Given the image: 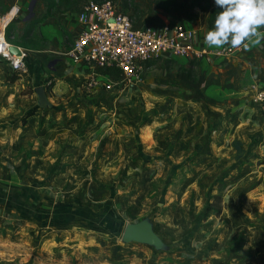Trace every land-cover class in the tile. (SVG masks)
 <instances>
[{
    "label": "rangeland",
    "instance_id": "obj_1",
    "mask_svg": "<svg viewBox=\"0 0 264 264\" xmlns=\"http://www.w3.org/2000/svg\"><path fill=\"white\" fill-rule=\"evenodd\" d=\"M1 1L0 21L18 9L9 40L28 48L29 72L0 61V264H264V116L251 89L264 87V27L231 56L160 60L129 83L75 68L60 14L47 42L25 29L33 0ZM92 1L59 7L72 20ZM112 1L138 26L183 24L209 47L208 11ZM143 221L163 251L122 241Z\"/></svg>",
    "mask_w": 264,
    "mask_h": 264
},
{
    "label": "built area",
    "instance_id": "obj_2",
    "mask_svg": "<svg viewBox=\"0 0 264 264\" xmlns=\"http://www.w3.org/2000/svg\"><path fill=\"white\" fill-rule=\"evenodd\" d=\"M17 15L18 9L14 19ZM78 22L81 30L64 56L73 65L89 70H118L129 83L141 82L151 65L160 60L180 58L211 62L213 58L235 53L230 47L201 46L198 31L183 24L138 26L131 17L120 12L112 0L92 1L81 7ZM7 28L0 29V61L11 74L22 76L29 72L27 54L7 39ZM13 46L18 48L19 54L11 52ZM251 89L252 101L264 116V87L256 84Z\"/></svg>",
    "mask_w": 264,
    "mask_h": 264
},
{
    "label": "clouds",
    "instance_id": "obj_3",
    "mask_svg": "<svg viewBox=\"0 0 264 264\" xmlns=\"http://www.w3.org/2000/svg\"><path fill=\"white\" fill-rule=\"evenodd\" d=\"M214 4L222 11L215 16L214 29L205 35L208 46L235 49L259 42V30L264 27V0H214Z\"/></svg>",
    "mask_w": 264,
    "mask_h": 264
},
{
    "label": "trees",
    "instance_id": "obj_4",
    "mask_svg": "<svg viewBox=\"0 0 264 264\" xmlns=\"http://www.w3.org/2000/svg\"><path fill=\"white\" fill-rule=\"evenodd\" d=\"M103 1V0H102ZM2 1L0 0V3ZM46 2L47 4V8H48V11H47V14L43 17V19L37 21L38 24L42 23L43 20H45L46 18H48L49 16H51V10L54 9V7L56 6L57 2L59 3V5H62V6H66L68 8L70 7H74L78 4L77 0H44V3ZM155 3H156V6L159 8V9H162V11H164L165 13H180L182 12L183 10L185 11H188V9H197V10H200L202 12H206L208 11L209 12V17H208V31L210 30H213L214 29V20H215V16L220 12L222 11L221 8H219L218 6H215L212 8L211 6V2L210 0H193L192 2V5L189 6L187 4H183L181 0H155ZM12 24L8 27V31H7V39L9 40V37L10 36V28H11ZM33 31L30 29V33L31 34ZM33 34V33H32ZM35 38V41L38 40V38L36 37V35H26V36H23L21 37L20 41H23L24 42L27 40V39H34ZM17 46H20L22 48H27L25 47V44H20V43H13ZM28 49V48H27ZM170 62V61H169ZM103 74L105 75H108L110 77H115V78H119L121 77V73L118 71V70H108V71H105L103 72ZM16 75V74H14ZM17 76V75H16ZM16 76H13L11 78L8 79L9 83L11 84H14L15 81L17 80ZM218 201V204H220V202L222 201L221 199H217ZM217 210V216H220L221 215V210L220 208L218 209H215ZM211 211H213L212 207H209L208 209V213H210Z\"/></svg>",
    "mask_w": 264,
    "mask_h": 264
},
{
    "label": "crops",
    "instance_id": "obj_5",
    "mask_svg": "<svg viewBox=\"0 0 264 264\" xmlns=\"http://www.w3.org/2000/svg\"><path fill=\"white\" fill-rule=\"evenodd\" d=\"M40 3H41V0L40 1L37 0L36 5H35V8H34V12H33L34 13V17L30 21H24V22H26L25 29L26 30L27 29H29V30L31 29L33 31V33H36V35L39 36V38L44 39V41L50 42L53 37H56L57 35H59V33H58V31H57V29H56V27L54 25L55 19H53V18H55L57 14H60V23L62 24L61 26H64L65 27L64 29H65V32H67L66 34H68L69 39L71 37V39L74 41L75 38H76V36L78 35V33L81 30V26H80V24L78 22V14H79V12L81 10V7H80L78 13L72 14L74 17L71 20L70 19V14H71L70 11L69 12L62 13L63 10H61V8L59 7L60 5L57 2L56 5H58V6H55L54 9L51 10V16H49L48 18H46L45 20H43V22L45 21L44 23L42 22V23L38 24L36 20L43 19V17L47 14V11H48L47 4L44 5L45 3H43L44 7H41V9H38ZM37 5H38V7H37ZM215 6H213V7H215ZM70 8H72V7H70ZM70 8L67 7V9H70ZM73 10H75V9H72V11ZM39 13H40V15H39ZM35 21H36V23H35ZM12 22H14V21H12ZM11 24H12V26H14L13 23H11ZM57 28H59V25H58ZM22 34H23V32L22 33H19L18 32V35L17 36L20 37ZM62 37H63L62 35L59 36V40H61ZM69 47H70V45H69ZM54 49L59 50V51H62V49H63V51H62L63 53H61V54L62 55H65V53L68 51L69 48L64 49L63 46H62V49H61V47L60 48L55 47ZM213 60H217V58H213L212 61ZM73 66L75 67V65H73ZM73 66H71V67H73ZM75 68H77L81 72H84L85 69H86L85 67H82V66H77Z\"/></svg>",
    "mask_w": 264,
    "mask_h": 264
},
{
    "label": "water",
    "instance_id": "obj_6",
    "mask_svg": "<svg viewBox=\"0 0 264 264\" xmlns=\"http://www.w3.org/2000/svg\"><path fill=\"white\" fill-rule=\"evenodd\" d=\"M37 0H33L28 8V16L25 21H30L34 17V8ZM13 54H19L18 48L13 46L11 49ZM36 95L38 97V107L45 109L50 106L44 89L38 88L36 90ZM122 241L125 244L137 243L145 246L152 247L156 250H164V245L161 239L154 232L153 226L148 221H143L138 224L128 225L123 234Z\"/></svg>",
    "mask_w": 264,
    "mask_h": 264
},
{
    "label": "bare ground",
    "instance_id": "obj_7",
    "mask_svg": "<svg viewBox=\"0 0 264 264\" xmlns=\"http://www.w3.org/2000/svg\"><path fill=\"white\" fill-rule=\"evenodd\" d=\"M16 11L17 9L13 10L4 18V21H0V29H6L12 23Z\"/></svg>",
    "mask_w": 264,
    "mask_h": 264
}]
</instances>
